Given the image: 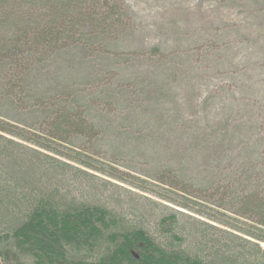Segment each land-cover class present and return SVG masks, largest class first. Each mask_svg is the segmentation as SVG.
Masks as SVG:
<instances>
[{"label": "trees", "instance_id": "trees-1", "mask_svg": "<svg viewBox=\"0 0 264 264\" xmlns=\"http://www.w3.org/2000/svg\"><path fill=\"white\" fill-rule=\"evenodd\" d=\"M124 6L0 0V264H264L263 164L203 183L171 166L136 176L117 166L120 145L84 142L113 125L90 118L74 75L36 84L34 52L90 67Z\"/></svg>", "mask_w": 264, "mask_h": 264}, {"label": "rangeland", "instance_id": "rangeland-1", "mask_svg": "<svg viewBox=\"0 0 264 264\" xmlns=\"http://www.w3.org/2000/svg\"><path fill=\"white\" fill-rule=\"evenodd\" d=\"M123 3L121 22L100 44L104 53L87 62L95 65L74 74L60 68L55 52H34L43 61L36 84L74 75L76 89L95 104L90 118L107 113L112 129L84 142L120 145L127 152L117 166L147 179L170 166L196 183L262 169L264 0ZM107 87L114 96L100 97Z\"/></svg>", "mask_w": 264, "mask_h": 264}]
</instances>
